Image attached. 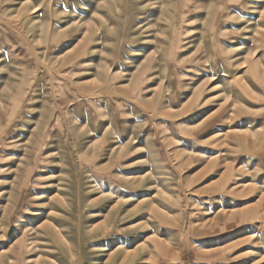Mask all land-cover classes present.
<instances>
[{
    "label": "rangeland",
    "instance_id": "374dc122",
    "mask_svg": "<svg viewBox=\"0 0 264 264\" xmlns=\"http://www.w3.org/2000/svg\"><path fill=\"white\" fill-rule=\"evenodd\" d=\"M0 264H264V0H0Z\"/></svg>",
    "mask_w": 264,
    "mask_h": 264
}]
</instances>
